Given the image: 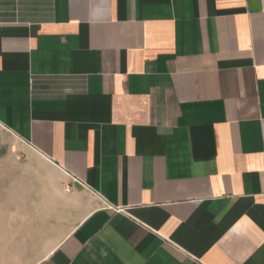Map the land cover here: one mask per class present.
<instances>
[{
    "label": "crops",
    "instance_id": "crops-1",
    "mask_svg": "<svg viewBox=\"0 0 264 264\" xmlns=\"http://www.w3.org/2000/svg\"><path fill=\"white\" fill-rule=\"evenodd\" d=\"M0 128V264H264V0H0Z\"/></svg>",
    "mask_w": 264,
    "mask_h": 264
},
{
    "label": "rangeland",
    "instance_id": "rangeland-1",
    "mask_svg": "<svg viewBox=\"0 0 264 264\" xmlns=\"http://www.w3.org/2000/svg\"><path fill=\"white\" fill-rule=\"evenodd\" d=\"M55 178L26 145L0 128V191L40 194L53 190Z\"/></svg>",
    "mask_w": 264,
    "mask_h": 264
},
{
    "label": "built area",
    "instance_id": "built-area-1",
    "mask_svg": "<svg viewBox=\"0 0 264 264\" xmlns=\"http://www.w3.org/2000/svg\"><path fill=\"white\" fill-rule=\"evenodd\" d=\"M69 188H70L69 185H66V186H65V190H66V191H69Z\"/></svg>",
    "mask_w": 264,
    "mask_h": 264
}]
</instances>
